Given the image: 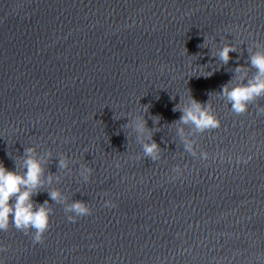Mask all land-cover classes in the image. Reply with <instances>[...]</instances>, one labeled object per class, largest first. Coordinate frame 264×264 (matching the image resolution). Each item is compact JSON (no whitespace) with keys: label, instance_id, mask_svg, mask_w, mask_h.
Listing matches in <instances>:
<instances>
[{"label":"water","instance_id":"1","mask_svg":"<svg viewBox=\"0 0 264 264\" xmlns=\"http://www.w3.org/2000/svg\"><path fill=\"white\" fill-rule=\"evenodd\" d=\"M256 42L264 0H0V162L50 151L34 201L58 189L91 209L70 222L50 201L42 243L0 231V264H264V98L237 115L218 94ZM191 95L221 122L192 137L197 156L173 124ZM137 115L157 127L155 161L122 127Z\"/></svg>","mask_w":264,"mask_h":264},{"label":"clouds","instance_id":"2","mask_svg":"<svg viewBox=\"0 0 264 264\" xmlns=\"http://www.w3.org/2000/svg\"><path fill=\"white\" fill-rule=\"evenodd\" d=\"M207 43L205 39V43L199 47L207 48ZM235 52H239L235 45H224L214 56L227 65L232 60L230 54ZM248 53L247 66L236 67L233 78L218 92L219 96L230 105L231 111L237 115L245 114L250 105L264 98V43H254L248 48ZM251 70L255 72L249 76ZM182 103L183 106H181ZM143 107L146 114L149 113L151 105H143ZM173 111L182 113L180 119L173 124L178 126L177 135L180 137L184 151L197 156L196 142L192 137L221 127V122L214 114L210 101L206 104L201 103L191 95L186 102L181 99ZM258 115H264V108H258ZM127 118L129 122L122 127L131 128L136 133L143 155L153 161L158 159L162 148L153 139L154 130L158 131L157 127L149 128L144 115ZM149 118L154 124H160V116ZM184 126L190 129L187 134ZM200 157L204 160L209 158L206 152L200 153ZM51 159L53 155L50 151L44 156L35 147L30 146L25 147L22 156L14 159V171L0 162V231H7L10 226H13L26 234L30 232L34 243H42L45 233L50 228L51 216L54 214L50 201L65 205L64 211L69 214L70 222H76L77 217L91 215V209L86 202L76 200L67 203L66 197L58 189L47 191L50 201L46 200L42 204L34 201L33 197L45 191V187L53 182V175L46 171L47 163ZM68 167L69 161L66 157L59 159V170H65ZM90 173V168L82 167L80 170V175L85 181L88 180ZM55 178L59 180L58 176ZM105 206L109 204L106 203ZM3 251L6 249L0 247V252Z\"/></svg>","mask_w":264,"mask_h":264}]
</instances>
